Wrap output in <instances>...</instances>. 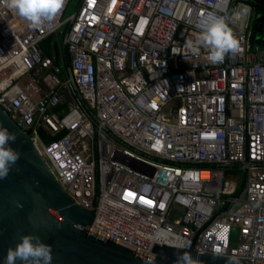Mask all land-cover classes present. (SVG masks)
I'll return each instance as SVG.
<instances>
[{
    "label": "built area",
    "instance_id": "2783aa9c",
    "mask_svg": "<svg viewBox=\"0 0 264 264\" xmlns=\"http://www.w3.org/2000/svg\"><path fill=\"white\" fill-rule=\"evenodd\" d=\"M74 1L31 29L0 0L1 109L101 237L264 264V0ZM238 5L223 63L186 48L208 11Z\"/></svg>",
    "mask_w": 264,
    "mask_h": 264
},
{
    "label": "water",
    "instance_id": "95a60500",
    "mask_svg": "<svg viewBox=\"0 0 264 264\" xmlns=\"http://www.w3.org/2000/svg\"><path fill=\"white\" fill-rule=\"evenodd\" d=\"M262 19V15L257 16L256 31L261 30ZM254 40L264 45L261 35H256ZM0 126L16 134L11 147L21 153L7 179H0V264H4L7 249L14 248L21 235L30 233L51 245L52 264H146L149 261L150 256L109 241L88 227L95 208L83 206L62 187L39 154L35 137L15 125L1 107ZM228 206L229 203L225 208ZM177 251L190 252L201 264H249L221 255L213 258L214 254L191 248L156 244L151 250L156 254L155 264H174Z\"/></svg>",
    "mask_w": 264,
    "mask_h": 264
},
{
    "label": "clouds",
    "instance_id": "9594fccd",
    "mask_svg": "<svg viewBox=\"0 0 264 264\" xmlns=\"http://www.w3.org/2000/svg\"><path fill=\"white\" fill-rule=\"evenodd\" d=\"M203 2V0H201ZM230 0H224L225 6ZM66 0H4L11 12L26 21L31 29H38L46 22L53 21L64 7ZM248 12L246 5H238L231 15L208 11L196 24L194 39L186 42V48L199 53L203 49L206 59L213 65L223 63L225 57L234 53L239 47L229 23L234 19H242ZM264 30V29H263ZM252 71L264 78V67L256 65ZM17 136L0 126V179H7L9 172L21 157V153L11 147ZM19 206V205H18ZM22 207V206H21ZM174 264H201L198 258H193L188 251L174 252ZM218 254L213 255V258ZM52 247L38 235H21L15 247L7 249L4 264H52ZM156 254H152L146 264H155Z\"/></svg>",
    "mask_w": 264,
    "mask_h": 264
},
{
    "label": "trees",
    "instance_id": "16d2710c",
    "mask_svg": "<svg viewBox=\"0 0 264 264\" xmlns=\"http://www.w3.org/2000/svg\"><path fill=\"white\" fill-rule=\"evenodd\" d=\"M257 8H259V9H261L262 7L260 6H258L257 5ZM63 31H64V29H63ZM53 39V36H49V37H47V39L43 42V45L45 46V51H46V53L47 54H52V52H51V46H50V41ZM40 135H41V137H42V139H44V140H50V139H52V137H50L48 134H45L41 129H40ZM58 136H61V134H59V135H57V137ZM54 138V137H53ZM240 187H241V183H240Z\"/></svg>",
    "mask_w": 264,
    "mask_h": 264
},
{
    "label": "rangeland",
    "instance_id": "374dc122",
    "mask_svg": "<svg viewBox=\"0 0 264 264\" xmlns=\"http://www.w3.org/2000/svg\"><path fill=\"white\" fill-rule=\"evenodd\" d=\"M75 4H76V3H75L74 0H70L68 6L66 7V9H65V11H64V16L67 15L68 13L72 12V10H74V8H75ZM260 22H263V26H264V18H263ZM263 28H264V27H263ZM263 32H264V30H263ZM257 34H259V32H257V33L255 34V36H256ZM255 36H254V37H255ZM253 43L256 44L255 40H254ZM252 47H254L253 44H252Z\"/></svg>",
    "mask_w": 264,
    "mask_h": 264
}]
</instances>
